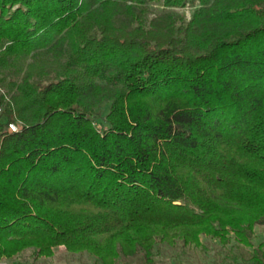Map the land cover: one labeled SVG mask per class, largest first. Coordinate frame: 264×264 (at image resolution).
Instances as JSON below:
<instances>
[{
    "label": "trees",
    "instance_id": "16d2710c",
    "mask_svg": "<svg viewBox=\"0 0 264 264\" xmlns=\"http://www.w3.org/2000/svg\"><path fill=\"white\" fill-rule=\"evenodd\" d=\"M259 225L264 0H0L1 264H264Z\"/></svg>",
    "mask_w": 264,
    "mask_h": 264
},
{
    "label": "rangeland",
    "instance_id": "374dc122",
    "mask_svg": "<svg viewBox=\"0 0 264 264\" xmlns=\"http://www.w3.org/2000/svg\"><path fill=\"white\" fill-rule=\"evenodd\" d=\"M185 11L187 15L190 16V10L186 9ZM263 241H264V225H259L256 227V230H255L254 242L256 245H258L260 242H263ZM60 249L63 250L64 246H62ZM204 263L198 258L194 260V264H204ZM159 264H171V261L169 258H164V259L159 260Z\"/></svg>",
    "mask_w": 264,
    "mask_h": 264
},
{
    "label": "built area",
    "instance_id": "2783aa9c",
    "mask_svg": "<svg viewBox=\"0 0 264 264\" xmlns=\"http://www.w3.org/2000/svg\"><path fill=\"white\" fill-rule=\"evenodd\" d=\"M11 128H12L13 130H17V126L14 125V124L11 125Z\"/></svg>",
    "mask_w": 264,
    "mask_h": 264
}]
</instances>
